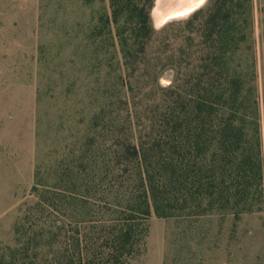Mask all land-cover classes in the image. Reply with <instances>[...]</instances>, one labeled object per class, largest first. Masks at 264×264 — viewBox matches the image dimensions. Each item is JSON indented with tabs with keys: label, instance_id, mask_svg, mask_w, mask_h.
<instances>
[{
	"label": "rangeland",
	"instance_id": "1",
	"mask_svg": "<svg viewBox=\"0 0 264 264\" xmlns=\"http://www.w3.org/2000/svg\"><path fill=\"white\" fill-rule=\"evenodd\" d=\"M208 1L159 22L153 1L155 33L146 54L157 66L153 80L143 65L124 69L113 30L98 32L100 16L111 14L109 0H0V264H79L76 245L65 237L77 221L65 196L57 200L64 206H51L46 217L38 220L33 213L36 165L52 184L81 155L88 135L99 140L98 115L129 117L134 104L142 111L146 101L169 99V90L160 89L176 69L182 73L189 65L199 71L201 53L213 45L200 19L191 24L186 19ZM235 2L239 41L227 66L239 80L235 90L243 112L249 118L256 106L258 113L259 126L248 124L246 137L249 148L260 150L262 200L238 216L216 209L169 217L152 212L144 239L119 264H264V0ZM139 115L134 121L143 125L144 111ZM252 183L249 196L254 178ZM41 229L43 237L33 236ZM91 264L111 261L98 255Z\"/></svg>",
	"mask_w": 264,
	"mask_h": 264
},
{
	"label": "trees",
	"instance_id": "2",
	"mask_svg": "<svg viewBox=\"0 0 264 264\" xmlns=\"http://www.w3.org/2000/svg\"><path fill=\"white\" fill-rule=\"evenodd\" d=\"M153 1L109 0L111 14L100 16L102 26L97 29L115 32L124 69L140 64L157 80V66L146 57L155 33L150 18ZM235 1L209 0L186 19L188 24L200 19L207 30L203 36L212 41L213 49L201 53L199 71L189 65L182 73L176 69L171 83L160 89L169 90V99L160 95L145 102L143 125L134 121L142 105L134 104L129 117L113 120L100 114L94 120V128L102 126L99 140L88 135L81 155L58 180L50 184L41 164L36 165L33 213L38 220L46 217L51 206H64L57 200L65 196L77 220L75 227L65 230V237L76 245L79 264H87L83 260L91 264L98 255L111 264L122 262L144 239L152 212L169 217L216 209L238 216L261 202L260 150L258 145L249 148L246 137L248 124L257 130L258 113L256 106L249 118L243 112L235 90L239 80L227 66L239 41ZM249 10L247 6L248 16ZM223 75L228 81L220 79ZM127 87L132 89L131 82ZM40 120L38 115V136ZM252 178L256 187L249 196ZM96 211L103 216L97 217ZM43 232L36 230L33 236L43 237Z\"/></svg>",
	"mask_w": 264,
	"mask_h": 264
},
{
	"label": "bare ground",
	"instance_id": "3",
	"mask_svg": "<svg viewBox=\"0 0 264 264\" xmlns=\"http://www.w3.org/2000/svg\"><path fill=\"white\" fill-rule=\"evenodd\" d=\"M202 2L201 0H167V8L165 10H156V21H165L172 17L184 16L198 7Z\"/></svg>",
	"mask_w": 264,
	"mask_h": 264
},
{
	"label": "water",
	"instance_id": "4",
	"mask_svg": "<svg viewBox=\"0 0 264 264\" xmlns=\"http://www.w3.org/2000/svg\"><path fill=\"white\" fill-rule=\"evenodd\" d=\"M167 0H156V5H155V10L159 9V10H165L167 8V4H166ZM158 7V8H157ZM197 8V7H196ZM195 9V8H194ZM193 9V10H194ZM192 10V11H193ZM190 13V12H189ZM187 15V14H186ZM181 17V16H180ZM175 18V17H172ZM171 19V18H169ZM167 19V20H169ZM165 20V21H167Z\"/></svg>",
	"mask_w": 264,
	"mask_h": 264
},
{
	"label": "snow or ice",
	"instance_id": "5",
	"mask_svg": "<svg viewBox=\"0 0 264 264\" xmlns=\"http://www.w3.org/2000/svg\"><path fill=\"white\" fill-rule=\"evenodd\" d=\"M201 2H202V0H201Z\"/></svg>",
	"mask_w": 264,
	"mask_h": 264
}]
</instances>
